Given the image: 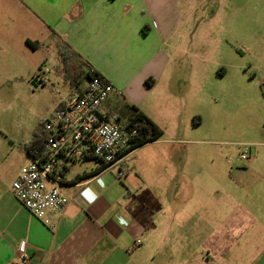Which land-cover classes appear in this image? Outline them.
<instances>
[{"label":"rangeland","instance_id":"rangeland-1","mask_svg":"<svg viewBox=\"0 0 264 264\" xmlns=\"http://www.w3.org/2000/svg\"><path fill=\"white\" fill-rule=\"evenodd\" d=\"M151 2L146 13L159 28L147 40L154 47L147 61L159 66L168 58L169 77L179 79L175 89L184 94L176 104L178 119L191 108L196 112L187 128L158 119L163 130L158 139L179 142L142 145L125 158L143 178V196L166 208L161 217L168 226L169 257L163 261L264 264V0ZM168 2L176 3V11ZM24 9V17L10 18V26L25 45V78L0 94L2 185L12 184L24 143L44 119H53L68 89L57 68L56 34L43 24L39 28L30 9ZM25 34L40 38L42 46L31 48ZM35 65L42 66L45 78L37 87L31 73ZM164 83L154 94L164 90ZM190 85L187 94L183 90ZM143 92L132 85L129 96ZM85 161L71 173L100 162Z\"/></svg>","mask_w":264,"mask_h":264},{"label":"crops","instance_id":"crops-1","mask_svg":"<svg viewBox=\"0 0 264 264\" xmlns=\"http://www.w3.org/2000/svg\"><path fill=\"white\" fill-rule=\"evenodd\" d=\"M151 1L0 0V94L8 86L14 90V82L25 78L22 57L25 45L21 39L19 43L18 32L10 26V18L24 17L26 7L33 13L39 28L43 24L50 32L58 33L120 91L109 95L103 105L105 109L116 110L126 119L130 114L126 105L134 104L156 124L161 118L174 126L187 128L188 124L194 123L196 112L191 108L183 114L182 121V117L178 119L176 104L184 94L176 92L179 79L169 77L168 58L165 57V62L159 66L147 61L151 56L149 50L154 48L147 40L159 28L153 26L152 17L146 13ZM10 4L13 10L9 9ZM168 4L172 6L170 10L176 11L175 2ZM25 35L40 41L42 46L40 38ZM15 36H18L16 43ZM20 37L24 39V34ZM164 42L162 40L155 49L160 50V44ZM36 67L37 71L31 73L37 87L45 78L42 66ZM147 77L151 80L145 84ZM162 81L165 82L164 90L154 94ZM132 85L138 91H144L141 97L129 96ZM67 86L66 95L58 99L55 108L71 93L72 89ZM186 90L183 91L189 94L191 85ZM112 95L121 99L122 104ZM160 142L179 141L158 139L143 145ZM21 152L20 168L30 158L24 146ZM77 163L66 168L63 190L72 196V201L55 225L43 223L14 197L11 185L0 183V264H21L18 247L22 243L26 245L30 264H167L163 259L169 257L166 247L168 226L161 217L166 208L143 196V178L137 172L133 173L128 164V173L118 181L116 167L96 170L101 162L89 170L71 173ZM20 168L13 173V180ZM136 239L141 243L134 245ZM170 255L173 257V253Z\"/></svg>","mask_w":264,"mask_h":264},{"label":"built area","instance_id":"built-area-1","mask_svg":"<svg viewBox=\"0 0 264 264\" xmlns=\"http://www.w3.org/2000/svg\"><path fill=\"white\" fill-rule=\"evenodd\" d=\"M114 91L120 93L104 77L88 78L81 89L72 90L54 109L53 119L43 121L44 154L30 157L12 181L14 197L46 225L58 223L72 201L63 190L69 165L95 158L116 167L118 181L128 173L125 151L138 130L117 112L103 107ZM140 243V239L134 241V245ZM18 258L21 264H30L24 243L18 247Z\"/></svg>","mask_w":264,"mask_h":264},{"label":"trees","instance_id":"trees-1","mask_svg":"<svg viewBox=\"0 0 264 264\" xmlns=\"http://www.w3.org/2000/svg\"><path fill=\"white\" fill-rule=\"evenodd\" d=\"M52 32L56 34L58 38L56 46L59 65L57 68L62 72L70 89H81L88 78L103 77L101 73L88 64V61L83 58L79 52H77L67 41L63 40L58 33L55 31ZM26 43L33 49H37L41 46L40 41L31 40L29 38L26 39ZM126 107L130 112L129 116L126 118L127 123L138 130L133 143L125 151V153H128L133 148L158 139V137L162 135L163 130L138 106L127 104ZM45 140L46 132L43 122H41L40 127L35 131L33 137L24 143L25 151L32 158L36 159L41 157L44 154ZM107 167L108 164L101 162L96 170L101 171Z\"/></svg>","mask_w":264,"mask_h":264}]
</instances>
